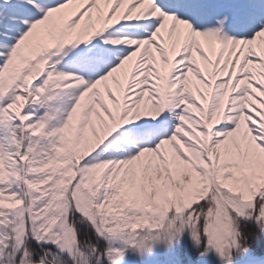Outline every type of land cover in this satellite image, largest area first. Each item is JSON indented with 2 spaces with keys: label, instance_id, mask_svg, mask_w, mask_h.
Wrapping results in <instances>:
<instances>
[{
  "label": "snow or ice",
  "instance_id": "6c2138e0",
  "mask_svg": "<svg viewBox=\"0 0 264 264\" xmlns=\"http://www.w3.org/2000/svg\"><path fill=\"white\" fill-rule=\"evenodd\" d=\"M0 264H264V0H0Z\"/></svg>",
  "mask_w": 264,
  "mask_h": 264
}]
</instances>
